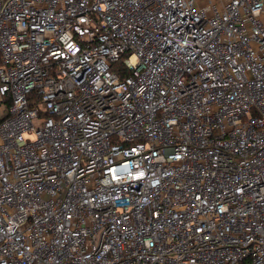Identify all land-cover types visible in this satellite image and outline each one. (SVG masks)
<instances>
[{
	"label": "built area",
	"instance_id": "1",
	"mask_svg": "<svg viewBox=\"0 0 264 264\" xmlns=\"http://www.w3.org/2000/svg\"><path fill=\"white\" fill-rule=\"evenodd\" d=\"M0 264H264V0H0Z\"/></svg>",
	"mask_w": 264,
	"mask_h": 264
},
{
	"label": "trees",
	"instance_id": "2",
	"mask_svg": "<svg viewBox=\"0 0 264 264\" xmlns=\"http://www.w3.org/2000/svg\"><path fill=\"white\" fill-rule=\"evenodd\" d=\"M113 66H116V67H118V68H121V66H122V61L114 63ZM122 75H125V72H122L121 77H123Z\"/></svg>",
	"mask_w": 264,
	"mask_h": 264
}]
</instances>
